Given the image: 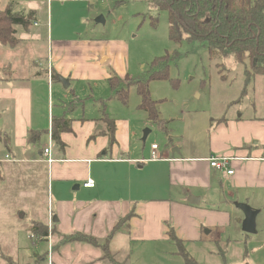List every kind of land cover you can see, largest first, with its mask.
I'll list each match as a JSON object with an SVG mask.
<instances>
[{
	"label": "crops",
	"instance_id": "crops-1",
	"mask_svg": "<svg viewBox=\"0 0 264 264\" xmlns=\"http://www.w3.org/2000/svg\"><path fill=\"white\" fill-rule=\"evenodd\" d=\"M25 17L35 27L39 25L33 11ZM0 48H11L0 60V68H9L5 76L0 72V146L7 153L0 160V193L16 179L11 197L19 208V216L0 218V224L7 225L0 232V264H38L42 257L36 253L37 240L48 245L50 254L52 245L66 236L86 234L105 242L115 226L129 217V226L110 242L114 253L119 250L116 245L126 248L135 241H168L170 229L182 241H200L204 228L232 230L237 226L247 240L245 255L249 249L254 254L264 252V119L255 115L259 109L255 91L247 94L254 116L244 114L248 108H231L227 102L222 105L224 113L210 118L206 127L181 136L163 119L166 123L160 131L170 147L161 151L158 146V160H150L151 148L145 157L146 147L137 144V128L131 121L114 119L116 142L112 145L109 136L101 134L105 127L99 122L100 109L92 119L68 113L67 90L59 77L69 81V89L77 84L79 78L72 74L79 70L77 62L65 68L48 58L36 60L29 65L32 74L17 76L10 55L15 47L0 44ZM73 96L70 103L77 101ZM64 117L71 120V130L61 134L63 147L53 144L55 160L49 163L44 150L53 141L52 122ZM204 134L205 146L199 143V135ZM212 156L235 158L234 175L223 177L213 169ZM90 179L94 188H85ZM237 204L259 211L256 234L243 232L245 215L236 209ZM223 206L227 209L221 210ZM37 223L52 232L50 243L37 234L32 225ZM236 234L229 235L233 239Z\"/></svg>",
	"mask_w": 264,
	"mask_h": 264
},
{
	"label": "rangeland",
	"instance_id": "rangeland-1",
	"mask_svg": "<svg viewBox=\"0 0 264 264\" xmlns=\"http://www.w3.org/2000/svg\"><path fill=\"white\" fill-rule=\"evenodd\" d=\"M9 6L24 16L33 11L35 21L39 24L37 27L31 23L27 28H14L17 31L14 36L16 45L10 55L15 59L14 69L17 71L13 69L12 72L17 76H29L32 74L29 65L36 60L58 61L65 68L77 62L79 70L72 74L79 81L65 91L68 100L65 105L70 104L69 98L73 95L78 104L77 109L70 114L75 118H83V115L85 118H97L99 109L102 111L104 108L102 102L105 103L106 112L111 118L131 121L133 127L137 128L134 131L137 132V144L146 147L145 157L149 156L150 148L152 152V143H157L163 151L170 147L169 141L165 133L148 121L146 113L139 109L137 90L134 85L128 86L126 79L131 82L147 79L153 61L167 53L171 57L168 64L171 80L150 83L152 99L161 101L158 104L162 118L159 125L163 126L167 121L169 128L176 131L178 136L185 131H200L209 124L210 118L224 113L226 108L222 105L227 102L231 108L238 105L243 110L248 108L244 114L254 116L252 102L247 96L252 91L256 95L255 106L259 108L255 115L264 119V76L258 75L246 83L249 78L246 76L248 63L245 66L237 64L232 57L211 58L207 44L173 42L170 39L168 14L157 10L153 0H0L1 12ZM99 18L104 22H98ZM0 50L1 60L6 51ZM176 52L179 53L178 57L175 56ZM8 69L0 68V72L5 76ZM111 77H117L120 87L128 89L126 104L118 100L110 90L108 79ZM147 130L151 133L143 142ZM187 139L185 136L188 142ZM199 143L207 145L206 134L199 135ZM6 154L0 146V160ZM12 184L18 185L17 180L12 179ZM14 185L4 186L3 193H0V218L19 216L18 201L11 197L14 195L11 194ZM44 187H47V177ZM223 209L227 207L223 206ZM49 223L50 226L52 222ZM32 225L41 238L46 237L51 242L52 232L49 228L44 229L38 223ZM6 227L0 224V232ZM232 233H237L233 239L229 235ZM243 237L238 226L232 230L204 228L202 239H186L184 248L197 264H244L243 261H246L245 264H264V252L254 254L249 249L248 255H245L244 243L247 240ZM73 238L76 241L67 237L60 238L51 247L53 254H50L45 242L37 240L36 253L42 257L38 264H108L100 260L103 253L91 243L90 235L80 234ZM257 241L263 240L258 238ZM248 243L251 244L252 240H248ZM116 248L119 249L115 252L117 259L127 260L128 264H187L179 255L177 246L169 240L135 241L126 248L117 245Z\"/></svg>",
	"mask_w": 264,
	"mask_h": 264
},
{
	"label": "trees",
	"instance_id": "trees-1",
	"mask_svg": "<svg viewBox=\"0 0 264 264\" xmlns=\"http://www.w3.org/2000/svg\"><path fill=\"white\" fill-rule=\"evenodd\" d=\"M153 4L157 10L167 12L170 39L176 44L183 42L207 44L211 58L232 57L237 64L244 66L249 64V69L246 71V76L249 78L247 77L246 83L251 82L250 80L258 75L264 76V0H153ZM29 25L30 19L21 13L14 12L10 6L4 12L0 11V44L14 47L16 45L14 36L17 32L14 28H27ZM175 56L178 57L179 53L176 52ZM170 61L171 57L167 53L153 61V68L147 79L133 82L126 79L129 83L127 85H134L137 90L140 98L139 109L146 113L147 120L156 124L159 129L162 127L158 124L162 119L158 109L161 101L152 99L150 83L171 80L168 73ZM108 84L114 96L126 104L129 91L127 88L120 87V80L117 77H111ZM244 93L246 95V92ZM104 104L102 102L104 108L99 119L105 127L101 134L109 136L110 144L113 145L116 142V121L108 115ZM76 106L78 104L75 102L70 103L67 108L68 113L74 112L77 109ZM70 130V119L65 117L54 119L52 122L53 144L63 147L61 134ZM31 141H34V138H31ZM129 220L130 217L121 220L103 244L90 236L91 243L100 248L103 253L101 261L108 264H128L127 260L117 259V254L110 249V242L120 231L121 226H129ZM167 235L169 241L177 246L179 255L187 264H197L193 258L189 257L184 248V241L177 238L174 229H170ZM73 236L75 235L66 237L76 241Z\"/></svg>",
	"mask_w": 264,
	"mask_h": 264
},
{
	"label": "built area",
	"instance_id": "built-area-1",
	"mask_svg": "<svg viewBox=\"0 0 264 264\" xmlns=\"http://www.w3.org/2000/svg\"><path fill=\"white\" fill-rule=\"evenodd\" d=\"M53 141L50 142V146L44 150V155L47 156V160L49 163L54 162L53 151H52ZM158 145H152L151 159L150 160H158ZM8 158V157H7ZM235 160L233 157L228 156H212L209 159L210 166L219 171L223 177H230L234 175V169L232 168V163ZM140 162L145 163L148 160H141ZM95 182L93 180H88L85 184V188H94Z\"/></svg>",
	"mask_w": 264,
	"mask_h": 264
},
{
	"label": "water",
	"instance_id": "water-1",
	"mask_svg": "<svg viewBox=\"0 0 264 264\" xmlns=\"http://www.w3.org/2000/svg\"><path fill=\"white\" fill-rule=\"evenodd\" d=\"M97 21L98 22H104V20L102 18H99ZM59 80L62 83L64 89L68 90L69 89V81L67 79L62 78V77H59ZM149 134H150L149 130L145 131V135H144V138L142 140L143 142H146ZM236 207L238 209H240L245 215V219L242 223L243 232L246 234H256L257 233L256 219H257V216L259 214V211L254 210L253 208H251L247 204H237ZM57 221L58 220L55 219V222H57ZM207 232H209V231H207Z\"/></svg>",
	"mask_w": 264,
	"mask_h": 264
}]
</instances>
